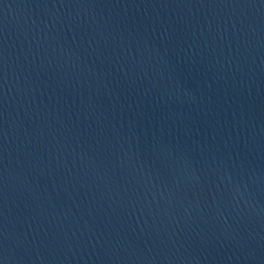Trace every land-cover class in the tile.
<instances>
[{
    "label": "water",
    "instance_id": "obj_1",
    "mask_svg": "<svg viewBox=\"0 0 264 264\" xmlns=\"http://www.w3.org/2000/svg\"><path fill=\"white\" fill-rule=\"evenodd\" d=\"M0 264H264V0H0Z\"/></svg>",
    "mask_w": 264,
    "mask_h": 264
}]
</instances>
